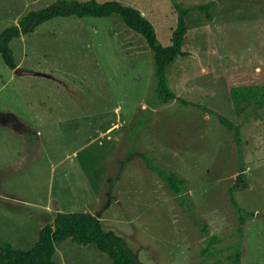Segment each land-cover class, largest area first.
Listing matches in <instances>:
<instances>
[{
    "label": "rangeland",
    "instance_id": "rangeland-1",
    "mask_svg": "<svg viewBox=\"0 0 264 264\" xmlns=\"http://www.w3.org/2000/svg\"><path fill=\"white\" fill-rule=\"evenodd\" d=\"M58 1L0 0V31ZM95 1L140 11L170 44L171 0ZM174 1L211 4L208 18L185 16L188 55L165 78L212 113L156 98L152 53L116 15L54 17L10 40L17 67L36 74L0 56V244L30 248L45 206L85 208L142 264H232L236 251L240 264H264V0ZM232 88L252 89L251 99L235 104ZM216 115L238 126L240 142ZM154 168L185 189L172 195ZM229 190L249 212L241 226ZM65 240L74 247L62 258L59 245L56 264H111L95 245Z\"/></svg>",
    "mask_w": 264,
    "mask_h": 264
},
{
    "label": "trees",
    "instance_id": "trees-1",
    "mask_svg": "<svg viewBox=\"0 0 264 264\" xmlns=\"http://www.w3.org/2000/svg\"><path fill=\"white\" fill-rule=\"evenodd\" d=\"M171 5L175 14V25L171 31L170 44L168 46H162L159 43L152 24L136 9L121 5L116 1L60 0L48 7L40 8L36 11H28L20 16L16 23L2 29L0 31V56L6 67L14 69L16 63L9 48L10 40L32 32L37 25L51 18L68 16L77 18L107 17L116 15L128 29L144 38L152 53L156 98L162 103L175 100L184 106L190 105L212 113L204 106L187 102L175 96L165 78L166 66L177 56L188 55L187 52L181 50V44L187 32L185 16L189 12L198 11L203 12L208 18V10L211 4L209 2L182 6L171 0ZM251 90L248 88H232L230 97L235 104H240L251 99ZM261 103H264V94ZM216 118L226 131L232 133L233 139L236 142H240L238 126L221 115H216ZM154 171L172 195H178L185 189L184 181L172 171L160 168H154ZM239 176L243 178L242 169H240ZM245 186L246 183H243L242 187ZM228 194L231 204L236 207L238 222L241 226L246 221L243 214L247 215L249 212L236 206L230 190ZM238 228L240 231L241 227ZM65 239H69L79 245H95L98 250L107 255L111 264H142L132 256L129 249L123 245L121 238L115 232L103 230L98 217L88 212L77 211H57L50 224H45L38 229L36 241L28 249H16L9 243H4L0 248V264H55L52 259L55 253V246ZM231 259L232 264H240L239 252L236 251Z\"/></svg>",
    "mask_w": 264,
    "mask_h": 264
},
{
    "label": "crops",
    "instance_id": "crops-1",
    "mask_svg": "<svg viewBox=\"0 0 264 264\" xmlns=\"http://www.w3.org/2000/svg\"><path fill=\"white\" fill-rule=\"evenodd\" d=\"M17 66H18V64H16V67H17ZM115 117H117V116H115ZM116 120H119V119L116 118ZM112 124H113V125H110V126L106 129V131L109 130L110 128L114 129L115 126L117 127V126L119 125V122L117 123V122L115 121V122L112 123ZM30 128H34V126L31 125ZM101 134H102V132H101ZM40 209H42V208H40ZM44 211H45V212H41V213L36 214L35 217L33 218V219L37 222V224H36V225H37V231H38V229H39L40 227H42L43 225H45V224H50V223L52 222V219H53L54 214H55L57 211H59V209H58L57 206H55V208H50L49 206H45ZM47 211H48V212H47ZM68 212H72V211H68ZM81 212H88V213H90V214H92V215H95V214L92 213V211L87 210V209L85 210V208H83ZM95 216L98 217V219L100 220V222L103 221L99 215H95ZM37 231H36V234H35L36 237H35L34 242L36 241V238H37ZM65 241H66V240H65ZM34 242H33V243H34ZM4 243H9V242L2 241V243L0 244V248H1V246H2ZM33 243H32V244H33ZM9 244L13 247L12 243H9ZM59 245H61L60 247L62 248V251L60 252L62 258H63V254H64V252H66V251H68V250H71V249H73V247H74L73 244H70V243H67V242L62 241V242L56 244V246H55V255L58 254V246H59ZM77 245H78V244H77ZM78 246H83V247H84V245H78ZM14 248H15V247H14ZM55 264H56V262H55ZM57 264H58V263H57Z\"/></svg>",
    "mask_w": 264,
    "mask_h": 264
},
{
    "label": "water",
    "instance_id": "water-1",
    "mask_svg": "<svg viewBox=\"0 0 264 264\" xmlns=\"http://www.w3.org/2000/svg\"><path fill=\"white\" fill-rule=\"evenodd\" d=\"M15 72L18 74H36V73H32L30 71L23 70L19 67H15Z\"/></svg>",
    "mask_w": 264,
    "mask_h": 264
}]
</instances>
